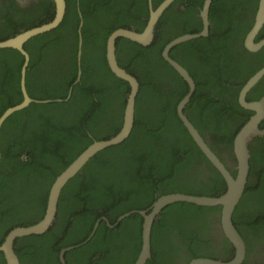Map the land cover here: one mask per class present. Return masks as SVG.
I'll list each match as a JSON object with an SVG mask.
<instances>
[{
  "label": "trees",
  "instance_id": "obj_1",
  "mask_svg": "<svg viewBox=\"0 0 264 264\" xmlns=\"http://www.w3.org/2000/svg\"><path fill=\"white\" fill-rule=\"evenodd\" d=\"M161 1L152 0V6ZM178 2L182 6L176 8ZM146 3L66 0L59 26L25 44L30 58L25 86L30 97L64 99L70 86L72 90L62 102L30 103L9 115L1 126L0 244L12 228L34 224L43 217L55 177L88 145L121 129L129 85L108 66L107 40L120 27L141 32L149 15ZM202 3L174 0L160 16L154 41L148 46L125 37L117 40L119 66L139 82L132 131L121 143L98 151L69 178L61 190L53 225L46 232L16 239L14 248L21 264H62L60 250L84 241L98 219L106 217L114 224L126 212L149 208L160 195L217 196L224 192L222 174L177 115V104L188 91V83L162 56L167 43L180 34L202 30L198 15ZM34 5L24 14L14 15L13 7L0 10V40L54 17L53 0H39ZM257 6L258 0H212L209 35L183 41L169 54L188 69L195 82L184 114L222 160L220 151L224 150L236 162L234 136L253 113L239 104L238 93L264 65V46L250 51L243 42L253 26ZM79 12L83 52L81 76L75 81ZM262 38L264 26L256 41ZM23 60L17 49H0V115L23 98ZM263 94L264 76L246 99L256 100ZM252 138L248 143L250 174L232 214L246 248L241 264H251L255 249L264 242V135ZM232 173L236 175L237 170ZM220 213V206L193 202L165 206L152 225L151 258L145 264H176L174 257L181 246L190 257L204 256L209 240L202 227L207 226L210 215L218 214L220 221ZM142 222L139 213L130 214L114 227L101 219L88 241L66 251V263L133 264L141 248ZM173 233L178 244L171 240ZM225 244L229 245L228 239ZM222 253L229 254L227 249ZM0 264H6L1 251Z\"/></svg>",
  "mask_w": 264,
  "mask_h": 264
},
{
  "label": "water",
  "instance_id": "obj_2",
  "mask_svg": "<svg viewBox=\"0 0 264 264\" xmlns=\"http://www.w3.org/2000/svg\"><path fill=\"white\" fill-rule=\"evenodd\" d=\"M173 1L174 0H162L155 8H153L151 5V0H149V15L147 22L141 32L120 27L113 30L109 35L107 40V52L105 54L108 66L116 77L125 80L129 85V91L126 96V102L123 111V122L121 129L118 133L108 139L93 141L68 165V167L64 171H62L55 177L49 188L44 215L38 222L27 226H16L7 233L3 242L0 244V251L4 254L6 264H21L14 248V244L17 238L28 235L42 234L53 225L56 217L58 200L61 190L68 182L69 178L72 177L75 173L80 172L85 164L93 156H95L98 151L109 146L119 144L130 135L134 125L135 102L137 94L139 92V82L135 76L127 72L123 67L119 66L115 54V52L117 51V40L121 37H125L144 46L150 45L154 41L156 31L155 26L160 16L164 12V10H166L172 4ZM211 1L212 0H203L202 8L200 9V16L202 19L203 27L202 30L180 34V36L167 43V45L163 49L162 56L165 61H167L170 66H172L176 70V72L182 77V79L186 80L189 86L188 91L184 94L183 98L177 104V115L182 121L184 127L188 130L189 134L196 142V144L199 146V148L222 174V177L226 182V189L224 190V192L218 194L217 196H205L192 193L185 194L180 192L163 194L160 195L149 208L126 212L120 215L114 224H110L106 217H101L95 222L91 233L84 241L80 242L79 244L75 243L71 246L64 247L60 250L59 259L62 264H67L64 258L66 251L73 249V247L75 246H80L88 241L94 234L101 219L106 220L109 227H114L123 218L129 216L132 213H139L143 217L141 230V248L133 264H145V262L149 258H151V229L154 220L165 206L175 202H193L203 206H220L221 227L224 235L232 243V246L234 248V254L229 259L223 260L197 256L193 258L188 264H241L244 260L246 253L245 244L242 236L232 222V214L245 191L247 179L250 174V150L248 143H250L254 135L264 134V126H262V128L259 126L261 121L264 122V94L257 100L246 99L247 92L264 75V65L246 80L238 93L239 104L243 108L253 111V113L249 116L248 120L242 125V127L234 136L233 146L237 162V173L236 175H234L228 165L204 141L203 137L199 133V130L188 118L186 113L184 114L183 110L185 108V105L195 89V82L188 69L169 55L171 49L178 44H181V42L199 36L205 37L209 35L210 26L208 23V14ZM53 2L55 13L54 17L50 21L23 30L12 37L6 38L5 40H0V49H17L24 58L20 69V90L23 98L21 102L6 108L0 115V129L3 122L8 118L9 115H11L15 111L27 107L30 103H49L53 101L62 102L65 99H68L71 94L72 86L69 87L67 96L64 97V99H35L28 95L25 86L26 70L30 59L29 54L25 48V44L34 36L51 31L59 26V23L62 21L65 14L66 0H53ZM79 14L80 20L77 27V31L79 34L77 52L78 69L75 81H77L81 76L80 60L81 53L83 52V36L81 34L83 20L80 12ZM263 26L264 0H258V6L255 13L253 26L248 32L245 40L246 47L250 49V51H258L264 46V38H262L260 41H255Z\"/></svg>",
  "mask_w": 264,
  "mask_h": 264
},
{
  "label": "flooded vegetation",
  "instance_id": "obj_3",
  "mask_svg": "<svg viewBox=\"0 0 264 264\" xmlns=\"http://www.w3.org/2000/svg\"><path fill=\"white\" fill-rule=\"evenodd\" d=\"M38 2H39V0H0V10L1 9L7 10V9H10L11 7H13V8H15V9H13L14 15L22 14V13L24 14V13L29 12V8H31L34 4H37ZM151 5H152V0H151ZM146 6H147L148 11H149V0H147ZM181 6H182V3L178 2V4H176L175 7L179 8ZM153 8H155V7H153ZM201 8H202V6L199 8V11H198L199 16H200V9ZM10 10H12V9H10ZM200 20H201V25H202L201 16H200ZM247 35H248V33L246 34L245 38L243 39L245 47H246L245 40H246ZM256 39H257V37H256ZM256 39H255V41H256ZM248 50H250V49H248ZM261 125L264 126L263 121H261V123L259 124V126H261ZM205 134H206V132H205ZM263 135L264 134L254 135L253 137L263 136ZM252 140H253V138H252ZM220 155L223 158V161L228 165L230 170L236 171L237 162H235L234 157L224 150L220 151ZM238 225L240 228L245 230L246 227L244 226L243 222H239ZM199 228H201V226ZM202 228H204L203 234L206 237V239L209 240V242L206 245H204V250L202 249L203 250L202 255H204V256H200V257H209V258L214 257L217 259L225 260V259H229L233 256L234 248L232 246V243L229 240H228L229 245L226 247L225 239H227V237L224 235V232L222 230L218 214H216L215 216L210 215L208 217L207 226L202 227ZM171 240H173L175 244L179 243V238H178L176 233H173V236H171ZM225 249L228 250V252H229L228 255L222 253ZM192 259H193V257H190L188 255V251L186 250V248L184 246H181L180 248L178 247V253L174 257V262L176 264H188ZM250 263L251 264H254V263L264 264V242L262 243L261 247H258L255 249L254 256H252V258L250 259Z\"/></svg>",
  "mask_w": 264,
  "mask_h": 264
},
{
  "label": "clouds",
  "instance_id": "obj_4",
  "mask_svg": "<svg viewBox=\"0 0 264 264\" xmlns=\"http://www.w3.org/2000/svg\"><path fill=\"white\" fill-rule=\"evenodd\" d=\"M197 257V256H196Z\"/></svg>",
  "mask_w": 264,
  "mask_h": 264
}]
</instances>
